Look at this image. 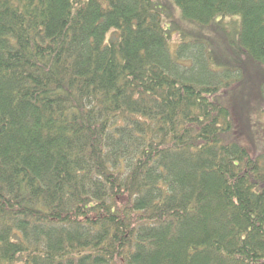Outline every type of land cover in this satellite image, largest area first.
I'll list each match as a JSON object with an SVG mask.
<instances>
[{
  "label": "trees",
  "instance_id": "obj_1",
  "mask_svg": "<svg viewBox=\"0 0 264 264\" xmlns=\"http://www.w3.org/2000/svg\"><path fill=\"white\" fill-rule=\"evenodd\" d=\"M254 78L264 0H0V264H264Z\"/></svg>",
  "mask_w": 264,
  "mask_h": 264
},
{
  "label": "rangeland",
  "instance_id": "obj_2",
  "mask_svg": "<svg viewBox=\"0 0 264 264\" xmlns=\"http://www.w3.org/2000/svg\"><path fill=\"white\" fill-rule=\"evenodd\" d=\"M178 10H179V8H178ZM224 20H225V18H222L221 19L222 22ZM231 30H232L231 25H226L225 26V31L227 33L230 32ZM207 31H208V33L211 34L212 38H213V35L216 37V34L214 33V31H213L212 28L207 29ZM176 36L177 35H175V37ZM250 76H252V73H250L249 70L245 69L243 71V77H250ZM250 81H251V84L249 85V87H248L249 88L248 89L249 91L247 92L248 93V97H247L248 98V102L245 103V106L246 107H244L245 109H244L243 114L249 119V122L251 124L250 128H251V130H252L253 133L250 132L245 127L244 123L242 122V119H241L240 129L244 128V130H243L242 133L244 135V138L247 139L246 141H248V140L249 141H252V139L254 137L255 143H259L260 142V138L257 136V134H259L261 136V138H262L261 141L264 142V112H261L258 109V108H260L259 107V102H258V95L262 94V96L264 97V92L262 90V87H260L258 85V79L257 78H254V80L253 79H250ZM251 93H254L252 98H250ZM235 97H236V95L234 96L233 94H230L227 97H225V99H227V100L228 99H231V98L234 99ZM236 99H238V97H236ZM253 108H254V110H253ZM244 131L247 134H244ZM249 141H248V143L251 144V142H249Z\"/></svg>",
  "mask_w": 264,
  "mask_h": 264
}]
</instances>
